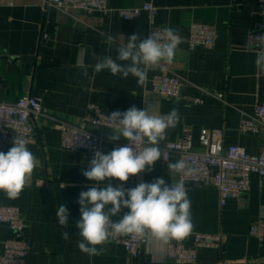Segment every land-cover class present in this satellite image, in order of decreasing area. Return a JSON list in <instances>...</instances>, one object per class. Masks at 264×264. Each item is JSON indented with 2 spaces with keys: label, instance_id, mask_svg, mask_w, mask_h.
<instances>
[{
  "label": "crops",
  "instance_id": "1",
  "mask_svg": "<svg viewBox=\"0 0 264 264\" xmlns=\"http://www.w3.org/2000/svg\"><path fill=\"white\" fill-rule=\"evenodd\" d=\"M108 2L113 7L152 2L158 7V25L177 29L186 38L192 22L215 24L218 38L211 49H190L182 41L173 62H162L149 70L146 86H140L132 76L124 79L107 70L94 74L93 66L102 55L115 58L118 54L115 47L119 45L105 40L107 35H113L120 44L132 34L146 38V18L125 21L98 12L67 14L43 5L42 0H0V101L14 102L27 94L43 98L42 114L36 121L37 135L27 143L36 157V167L18 198L10 199L0 192V205L18 206L27 223L25 238L31 250L25 264H173L166 258L167 244L151 238L139 258H131L121 244L110 241L100 256L89 257L79 250L77 200L92 183L82 171L94 154L62 148L56 125L81 124L90 102L110 113L135 106L146 108L150 115H161L175 107L180 119L176 128L167 131V138L179 140L182 128L187 126L196 151L204 149L206 128L222 130L225 145L242 146L251 154L264 147V125L257 134L239 130L241 118L264 101V72L254 65L259 50L247 46L253 23L264 21L257 0ZM84 67L88 69L87 76L83 74ZM172 72L183 78L180 95L167 97L154 92L153 77ZM187 97L205 101L191 103ZM87 128L105 139L112 131L91 124ZM109 152L105 146L102 153ZM177 160L175 154L168 161L161 156L151 172L130 177L124 187L133 188L155 178H163L169 185L175 183L177 177L169 176L167 164ZM119 183L113 180V186ZM185 188L191 200L193 229L184 244L192 247L197 232L222 236L219 248H197L195 264L264 263V239L260 241L249 233L253 221L264 219V180L260 176L253 174L249 190L225 206L220 205L214 187L186 182ZM60 204L70 212L67 226L58 223L56 210ZM10 233L9 226L0 223V249Z\"/></svg>",
  "mask_w": 264,
  "mask_h": 264
},
{
  "label": "clouds",
  "instance_id": "2",
  "mask_svg": "<svg viewBox=\"0 0 264 264\" xmlns=\"http://www.w3.org/2000/svg\"><path fill=\"white\" fill-rule=\"evenodd\" d=\"M105 40L119 45L115 47L118 54L115 58L102 55L93 66V73L107 70L124 79L132 76L140 86H146L149 70L162 62H173L182 43L178 30L167 26L155 28L143 39L132 34L123 44L117 43L113 35H107ZM254 65L264 72V50L255 53ZM83 74L88 75L87 67L83 68ZM108 119L115 125L109 127L112 131L108 140L119 141L123 137L128 143L107 154L96 150L82 171L92 183L79 193L77 200L80 205V219L76 223L81 237L77 244L79 250L89 257L100 256L112 234L151 238L165 245L184 239L193 229L191 200L183 179L195 171L191 165L184 159L169 162V176L177 177L170 185L163 178H155L133 188L124 187L130 177L151 172L161 160V142L171 126L179 121V110L174 107L165 115H150L146 108L132 106L126 111H113ZM12 144L7 153L0 151V192L15 199L31 177L36 157L22 136L15 135ZM114 179L120 182L117 186H113ZM56 216L60 225H68L67 206L60 204ZM67 235L66 232L65 238Z\"/></svg>",
  "mask_w": 264,
  "mask_h": 264
},
{
  "label": "built area",
  "instance_id": "3",
  "mask_svg": "<svg viewBox=\"0 0 264 264\" xmlns=\"http://www.w3.org/2000/svg\"><path fill=\"white\" fill-rule=\"evenodd\" d=\"M260 14L264 17V0H257ZM45 6H52L63 13L72 11L98 12L103 16H118L122 20L130 21L138 17L148 20V33L155 28H163L156 23L158 7L152 2H144L139 6L113 7L108 0H42ZM181 41H186L190 49L203 47L211 49L218 38L217 26L210 23L192 22L188 35ZM247 46L264 50V21H255L248 34ZM182 76L176 72L156 74L152 79L153 91L167 97H178L183 85ZM221 97V95L217 96ZM191 103H203L205 100L197 97H187ZM43 98L38 95L27 94L14 102L0 101V151L7 153L13 146L15 135H20L31 142L37 135L36 121L42 114ZM110 112L100 104L90 102L87 114L79 125L67 123L57 124L60 131V144L64 149L83 151L94 154L96 150L103 151L108 146L109 151L115 147L124 146L128 141H109L89 131V124L109 128L115 127L108 119ZM165 115V114H161ZM264 125V101L254 106L252 113L241 118L239 130L257 134ZM178 122L171 126L176 128ZM204 149H193V134L189 127L182 128L179 140L170 141L167 132L161 142L162 157L168 161L173 154L184 159L195 171L183 176L186 182H202L218 190L220 205L225 206L229 200L239 198L250 188V179L256 174L264 180V147L257 154L249 153L239 145H225L223 132L220 129L206 128L203 131ZM139 151V147L137 148ZM0 223L10 228V235L0 249V264H25L31 250V243L25 238L27 223L18 206L0 205ZM249 233L262 241L264 239V219L251 223ZM149 238H133L130 235L112 234L110 242L121 244L131 258H139ZM185 239V238H184ZM184 239L175 240L167 244L166 258L173 264H195L197 262V248L202 246L221 247L220 234L195 233L194 245L188 247Z\"/></svg>",
  "mask_w": 264,
  "mask_h": 264
},
{
  "label": "water",
  "instance_id": "4",
  "mask_svg": "<svg viewBox=\"0 0 264 264\" xmlns=\"http://www.w3.org/2000/svg\"><path fill=\"white\" fill-rule=\"evenodd\" d=\"M188 184H195V185H203V183L202 182H187ZM247 264H264V263H247Z\"/></svg>",
  "mask_w": 264,
  "mask_h": 264
}]
</instances>
